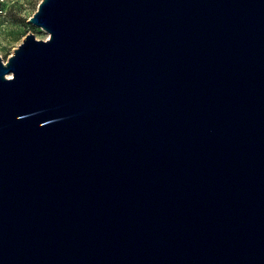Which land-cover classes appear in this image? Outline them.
I'll return each instance as SVG.
<instances>
[{
	"label": "water",
	"instance_id": "95a60500",
	"mask_svg": "<svg viewBox=\"0 0 264 264\" xmlns=\"http://www.w3.org/2000/svg\"><path fill=\"white\" fill-rule=\"evenodd\" d=\"M0 55V264H264V0H41Z\"/></svg>",
	"mask_w": 264,
	"mask_h": 264
},
{
	"label": "rangeland",
	"instance_id": "374dc122",
	"mask_svg": "<svg viewBox=\"0 0 264 264\" xmlns=\"http://www.w3.org/2000/svg\"><path fill=\"white\" fill-rule=\"evenodd\" d=\"M41 0H0V55L6 62L28 33L38 39H47L48 32L29 22L38 10Z\"/></svg>",
	"mask_w": 264,
	"mask_h": 264
}]
</instances>
